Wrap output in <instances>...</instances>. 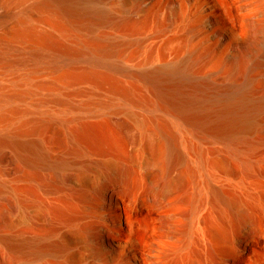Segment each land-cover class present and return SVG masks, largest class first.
<instances>
[{
	"label": "bare ground",
	"instance_id": "bare-ground-1",
	"mask_svg": "<svg viewBox=\"0 0 264 264\" xmlns=\"http://www.w3.org/2000/svg\"><path fill=\"white\" fill-rule=\"evenodd\" d=\"M3 149L17 264H235L264 247V0H0ZM38 169L74 175L36 193ZM86 189L91 211L45 199Z\"/></svg>",
	"mask_w": 264,
	"mask_h": 264
},
{
	"label": "rangeland",
	"instance_id": "rangeland-1",
	"mask_svg": "<svg viewBox=\"0 0 264 264\" xmlns=\"http://www.w3.org/2000/svg\"><path fill=\"white\" fill-rule=\"evenodd\" d=\"M98 132L100 137L103 138L107 143L114 142L119 150L131 152L134 144L135 134L126 123L113 124V123H102L98 125ZM46 149L51 157L59 155L62 151L60 149H54L51 145L46 143ZM13 152L10 149H3L0 152V238L5 236H11L19 230V226H14L15 210H14V196L9 188H3L2 183L6 184L10 181L12 186V175H14L13 169ZM39 173L38 184L40 190H36V193H44L49 185L57 184V177L66 175L69 178L74 175L73 171L67 170L62 173L55 175L54 170L49 169H38ZM89 185L93 186L97 184L101 176L94 172L88 173ZM72 185H78L75 179L71 181ZM4 186V185H3ZM89 188V187H87ZM85 191L76 192V195H70L67 191L63 193H51L45 196V199L50 203L54 209H62L67 212H82L94 210L95 200L93 199L90 189ZM86 198H85V197ZM30 210H35L34 206H31ZM126 213H129V209H126ZM130 215V214H129ZM133 221V235L137 238L138 242H141L147 236L149 229L151 228L153 214L146 210H139L131 213ZM35 221L40 224L43 228L46 223L40 218H36ZM17 254L10 248L6 247L0 241V264L5 259L9 260L10 264L17 262ZM17 264V263H16ZM235 264H264V247L259 241L257 244H253L250 250L242 256L237 257Z\"/></svg>",
	"mask_w": 264,
	"mask_h": 264
}]
</instances>
